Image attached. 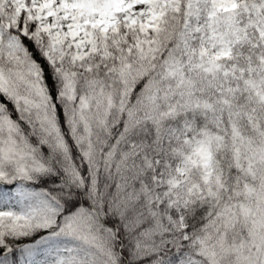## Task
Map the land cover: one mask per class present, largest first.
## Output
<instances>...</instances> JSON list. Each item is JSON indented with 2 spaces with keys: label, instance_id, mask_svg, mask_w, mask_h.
I'll use <instances>...</instances> for the list:
<instances>
[{
  "label": "snow or ice",
  "instance_id": "snow-or-ice-1",
  "mask_svg": "<svg viewBox=\"0 0 264 264\" xmlns=\"http://www.w3.org/2000/svg\"><path fill=\"white\" fill-rule=\"evenodd\" d=\"M0 264H264V0H0Z\"/></svg>",
  "mask_w": 264,
  "mask_h": 264
}]
</instances>
